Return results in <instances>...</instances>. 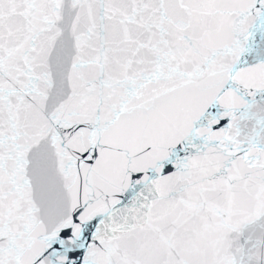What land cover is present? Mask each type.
I'll return each instance as SVG.
<instances>
[{"label": "snow or ice", "instance_id": "snow-or-ice-1", "mask_svg": "<svg viewBox=\"0 0 264 264\" xmlns=\"http://www.w3.org/2000/svg\"><path fill=\"white\" fill-rule=\"evenodd\" d=\"M0 264H264V0H0Z\"/></svg>", "mask_w": 264, "mask_h": 264}]
</instances>
